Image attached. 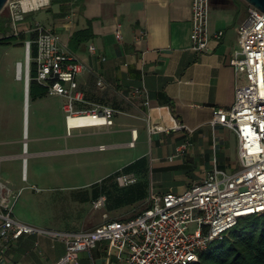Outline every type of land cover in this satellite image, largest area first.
Here are the masks:
<instances>
[{"label": "crops", "instance_id": "crops-1", "mask_svg": "<svg viewBox=\"0 0 264 264\" xmlns=\"http://www.w3.org/2000/svg\"><path fill=\"white\" fill-rule=\"evenodd\" d=\"M247 7L244 0H210L207 48L200 52L190 48V0H81L77 4L49 2L43 7L48 13L46 23H38L52 30L63 48L86 65V71L78 77L83 97L91 104H102L101 98H107L106 105L115 110L109 127L73 128L85 129L80 134L87 138L96 136V143L88 149L114 151L117 164L92 182L145 157L149 197L168 191L182 192L203 178L212 165L226 172L237 168L234 132L219 124L212 126L211 120L218 110L228 109L234 100L236 79L228 60L237 47V26L245 18ZM84 28L89 29L90 36L72 41L73 32ZM217 31H222L220 38L214 36ZM89 45L94 47L93 52L88 50ZM30 57L29 66L34 63L31 54ZM17 62L24 80L21 73L17 77ZM29 66L26 86L23 49V60L14 62L15 78L22 81L21 94H17L19 87L12 83L9 88H14L15 95L2 93L0 98L3 106L0 108V182L11 193H18L12 208L15 217L17 208L22 213V218L16 217L18 220L61 231L85 230L73 228L61 219L65 214L59 201L71 193L74 202L85 203L79 200L82 190L73 191L92 182L76 184L66 193L52 190L44 198L30 197L27 207L17 206L23 188L17 185L18 179L30 180L28 187L35 193L41 191L34 184L35 173L28 176L27 158L61 151L28 153L26 139L20 138L21 118L23 136L32 132L33 144H56L61 136L54 133L55 127L62 121L64 124L59 96H53L56 100L47 94L29 99ZM98 80L100 85L96 84ZM135 89L142 93L131 95ZM91 95L97 99L89 100ZM133 129L135 136L131 133ZM64 135H69L66 129ZM99 145L106 147L98 149ZM122 149L131 150L128 155H122ZM45 205L50 212L43 214ZM29 206H39L40 221L31 216ZM64 251L61 241L35 233L21 234L8 242L5 259L9 264H54ZM77 260L79 264H121L105 242L79 251Z\"/></svg>", "mask_w": 264, "mask_h": 264}, {"label": "built area", "instance_id": "built-area-1", "mask_svg": "<svg viewBox=\"0 0 264 264\" xmlns=\"http://www.w3.org/2000/svg\"><path fill=\"white\" fill-rule=\"evenodd\" d=\"M49 2L23 7L22 0H6L1 12L5 11L10 30L0 31V37L21 33L34 36L23 40L25 78L28 80L30 45L34 44L35 79L46 87L47 95L62 99L67 134L73 128L109 127L115 111L112 107L101 104L76 107L85 102L78 88V77L86 71V65L66 51L57 35L43 25L36 22L25 29L17 28L16 22L25 14ZM209 6L210 0H190V48L196 52L207 48ZM221 35L222 31L214 33L215 38ZM115 36L120 38L118 32ZM88 50L93 52L94 47L89 45ZM16 65L18 72L20 62ZM228 65L236 79L234 100L228 109L215 113L211 125L219 124L234 132L237 140L234 171L226 172L212 165L203 178L182 192L151 194L148 206L131 217L105 220L91 229L77 231L42 228L18 220L12 212L18 193H11L0 182V264H9L5 259L8 242L30 233L64 243V254L54 264H79L78 252L91 249L99 242L114 250L121 264H189L210 241L222 238L240 218L264 212V14L251 5L237 26V47ZM96 84L100 85L101 81ZM141 93L135 89L131 95ZM82 116L101 120L90 125L68 126L70 118ZM131 133L135 136L134 129ZM105 147L97 146L98 149ZM22 151H26L25 143ZM115 181L125 186L135 178L119 172ZM103 201L101 195L92 204L99 207ZM191 226H194L192 230Z\"/></svg>", "mask_w": 264, "mask_h": 264}, {"label": "rangeland", "instance_id": "rangeland-1", "mask_svg": "<svg viewBox=\"0 0 264 264\" xmlns=\"http://www.w3.org/2000/svg\"><path fill=\"white\" fill-rule=\"evenodd\" d=\"M0 15L5 17V11L0 12ZM47 16L48 13L43 8L29 12L25 14L22 20L16 22L17 28L25 29L36 22L45 24V17ZM0 30L5 32L10 30L9 25L5 20H0ZM27 37L28 36L25 34L26 39ZM23 49V42L20 40L11 41L10 43H0V98H2V93L4 96H13L15 95L16 91H18L17 94L19 96L21 94L22 81L15 78L14 62L15 60H23ZM9 61L10 63H8ZM21 75L24 80V74L22 71ZM12 83H15L19 87L16 91L14 88H9V84ZM49 98L53 100L58 99L57 97L53 96ZM95 99L97 98H94L92 95L89 97V100L91 101ZM108 101L109 100L107 98H101V105L108 104ZM92 106L93 104H91L87 98L85 99L84 103L76 104V107L91 108ZM2 107L3 106H0V108ZM17 124V121L13 123L12 129L14 131L17 130ZM19 126L21 131L20 138L26 139L28 153L32 151L43 153L44 151L61 150L57 153L37 154L27 158L28 176L31 177L32 173H35L34 176L37 179L34 181V184L41 188V191L37 193L33 192L28 187L30 180L28 182H24L21 179H18L17 185L19 187L23 186L17 203V206H20V208L27 207L26 204L30 197L44 198L48 195H51L52 190H58L61 193H66L72 188V186L76 184L92 182L98 176H100L101 173L104 174L111 171L117 164L114 155L112 154V152H114L113 150H97L87 148L88 146L96 143V136L90 138L82 136L80 133L85 129H73L71 134L65 136V127L62 121V124H60L57 128L55 127L54 131L55 134L61 136L58 139V142L54 145H44L40 142L33 144L30 141L33 136L32 132L28 135L25 133V136H23L24 124L22 118ZM38 136H40V133ZM130 150L131 149H122V155H128ZM116 155L118 156V154H115V157ZM122 167L118 168L111 174L121 170ZM129 174L134 176L135 181L137 180L136 174L132 172H129ZM97 181L99 180L94 182ZM92 183L75 189L73 193L80 190L89 189V186ZM59 203L61 204L63 214H65L61 218L62 220L68 221L73 228L88 229L105 220L125 219L133 216L145 208L147 204H149V197H146L145 199L137 201L133 204L120 206L113 210H108L106 208L105 196L103 204H101L99 207L93 206L91 200L85 203H76L71 198V193L70 195L62 196ZM39 209V206H29L31 216H33L36 221H40L37 219V217L41 216ZM42 209L43 214L50 212L49 207L46 205L43 206ZM21 214L22 213L19 212L17 208V213L15 212L16 217L19 219L22 218ZM193 228L194 226H191V230Z\"/></svg>", "mask_w": 264, "mask_h": 264}, {"label": "trees", "instance_id": "trees-1", "mask_svg": "<svg viewBox=\"0 0 264 264\" xmlns=\"http://www.w3.org/2000/svg\"><path fill=\"white\" fill-rule=\"evenodd\" d=\"M66 1L77 4L81 0H50L51 3ZM5 19L0 15V20ZM88 36H90L89 29L84 28L74 31L71 40L79 42L87 39ZM3 37L0 43H10L15 40L23 42L26 39L23 33L18 36ZM33 37L31 34L27 38ZM30 54L35 55L34 44L30 45ZM29 67L28 97L33 100L45 96L46 87L35 79V63H31ZM147 171L146 158L140 157L124 165L121 170L92 183L89 189L82 190L79 200L88 202L103 195L106 197L108 210L143 200L148 195ZM119 172H132L137 175V180L119 186L115 181V176ZM189 264H264V212L240 218L222 238L210 241L205 249L198 252L197 259Z\"/></svg>", "mask_w": 264, "mask_h": 264}, {"label": "bare ground", "instance_id": "bare-ground-1", "mask_svg": "<svg viewBox=\"0 0 264 264\" xmlns=\"http://www.w3.org/2000/svg\"><path fill=\"white\" fill-rule=\"evenodd\" d=\"M47 0H22V5L23 7H29V6H35L38 3H44ZM22 71V68L18 69L17 72V77L20 78V73ZM98 120H101V118H92L91 116H82L79 118H70L68 120V126L71 127H75V126H79V125H90L93 123H96Z\"/></svg>", "mask_w": 264, "mask_h": 264}, {"label": "water", "instance_id": "water-1", "mask_svg": "<svg viewBox=\"0 0 264 264\" xmlns=\"http://www.w3.org/2000/svg\"><path fill=\"white\" fill-rule=\"evenodd\" d=\"M5 1L6 0H0V12L5 4ZM244 1L247 3V5H251L259 9L260 11H262V14H264V0H244ZM5 37H8V36H5ZM1 38H4V37H0V39ZM26 86H27V79H26Z\"/></svg>", "mask_w": 264, "mask_h": 264}]
</instances>
